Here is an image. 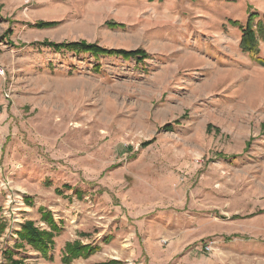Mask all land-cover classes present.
<instances>
[{
    "label": "rangeland",
    "instance_id": "1",
    "mask_svg": "<svg viewBox=\"0 0 264 264\" xmlns=\"http://www.w3.org/2000/svg\"><path fill=\"white\" fill-rule=\"evenodd\" d=\"M253 11L264 0H0V264H61L75 239L100 250L71 264H264V65L230 23ZM41 209L61 227L47 256L17 234L49 229Z\"/></svg>",
    "mask_w": 264,
    "mask_h": 264
},
{
    "label": "trees",
    "instance_id": "2",
    "mask_svg": "<svg viewBox=\"0 0 264 264\" xmlns=\"http://www.w3.org/2000/svg\"><path fill=\"white\" fill-rule=\"evenodd\" d=\"M259 18L260 20L255 23V20ZM55 21H36L34 23L37 27H50L53 26ZM232 24H237L242 30L240 48L244 53H247L249 57L255 63L264 65V58L259 53V48L257 44V38H264V15L259 14L258 12H250L248 14L247 20L244 24H241L237 21H230ZM109 25L113 28L122 27L123 24L116 22H109ZM255 26V27H254ZM40 46H47L54 49L55 51H72L76 54H90L94 57L100 56H119L124 59L133 58L137 62L143 60L147 54L145 50L137 49H123V48H107L100 46L97 43L87 42L86 40H77V41H61L53 42L49 40H43L41 42L34 43ZM96 68L98 67L95 66ZM172 126L167 124L165 126L166 130H170ZM151 141H146L143 144L147 145ZM63 189H68L67 184H63L61 188H55L54 191L57 193H62ZM41 219L47 223L49 229L39 228L31 220H26L21 224V228L18 231V238L21 240V243H26L32 248L39 251L41 254L47 256L48 253L53 249L54 238L57 233H59L61 227L54 221L52 214L48 211L41 209ZM4 229V224L0 220V234ZM19 244L18 246H21ZM100 250V246L93 244H84L79 239L73 241H66L63 246V252L61 257V264H71L74 259L80 257H88L91 254ZM5 261L1 264H25L23 260L15 258L14 254L10 250H5ZM115 261H109L108 264H114Z\"/></svg>",
    "mask_w": 264,
    "mask_h": 264
},
{
    "label": "crops",
    "instance_id": "3",
    "mask_svg": "<svg viewBox=\"0 0 264 264\" xmlns=\"http://www.w3.org/2000/svg\"><path fill=\"white\" fill-rule=\"evenodd\" d=\"M202 12L204 13V11L201 8L195 10V13L198 14L201 17L199 19L198 23L195 24V28H197V30H201L200 28H204L205 29L207 26H209V25L212 24V23H205V22H203V20H202L203 13ZM239 41H240V39H239ZM233 43H234V41H229V45L232 46Z\"/></svg>",
    "mask_w": 264,
    "mask_h": 264
},
{
    "label": "built area",
    "instance_id": "4",
    "mask_svg": "<svg viewBox=\"0 0 264 264\" xmlns=\"http://www.w3.org/2000/svg\"><path fill=\"white\" fill-rule=\"evenodd\" d=\"M5 96H7V94H5ZM2 97H4V96H3V93H2ZM1 108H2V107H1V103H0V111H1ZM209 248H210V246H208V245L205 246V249H206V250H210Z\"/></svg>",
    "mask_w": 264,
    "mask_h": 264
}]
</instances>
